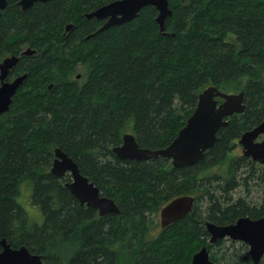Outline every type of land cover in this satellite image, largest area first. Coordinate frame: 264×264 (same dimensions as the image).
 I'll return each instance as SVG.
<instances>
[{
    "label": "trees",
    "instance_id": "trees-1",
    "mask_svg": "<svg viewBox=\"0 0 264 264\" xmlns=\"http://www.w3.org/2000/svg\"><path fill=\"white\" fill-rule=\"evenodd\" d=\"M169 4L162 34L150 6L98 32L84 17L97 6L92 0H53L25 11L8 0L0 62L28 48L35 54L11 70L8 80L27 78L0 116V240L25 246L43 264H191L203 246L212 264H252L243 243L209 244L205 222L264 217V165L242 156L237 144L264 119V0ZM210 86L243 91L245 111L219 129L202 161L175 169L163 158L113 155L126 133L140 148H166ZM56 148L115 202L117 215L100 217L80 205L64 187L69 175L50 173ZM251 183L261 188L257 201L237 195H250ZM23 184L41 225L18 202ZM185 195L194 198L191 212L155 231L161 208Z\"/></svg>",
    "mask_w": 264,
    "mask_h": 264
},
{
    "label": "water",
    "instance_id": "water-1",
    "mask_svg": "<svg viewBox=\"0 0 264 264\" xmlns=\"http://www.w3.org/2000/svg\"><path fill=\"white\" fill-rule=\"evenodd\" d=\"M48 1L52 0H22L20 5L22 10H25L33 3ZM6 4L7 0H0V15ZM147 6L156 10L155 23L159 32L164 34V22L172 15L169 0L116 1L100 7L87 17L108 19L98 30L100 32L132 21ZM70 27V25L67 26L65 31L67 32ZM33 54L35 51L28 48L19 56H8L0 62V116L9 110L12 98L27 78V75L23 74L8 80L11 70L20 57ZM79 78L78 75L77 79ZM244 111L243 91L225 93L210 86L199 94L195 109L166 148L160 150L140 148L134 135L126 133L122 136L121 144L112 149V153L121 161H148L163 158L169 160L175 169L192 166L202 161L205 152L214 146L217 141V132L228 125L229 118L242 114ZM237 144L241 148L242 156L249 158L253 163L264 165V119L255 128L244 132ZM50 173L58 178L69 175V182L64 184L65 189L80 205L96 210L100 217L119 213L115 202L102 196L98 188L80 173L77 164L59 148L54 150ZM193 203L194 198L186 195L175 197L167 202L159 211L160 229L167 228L189 214ZM205 229L209 236V244H215L224 239L240 242L248 247V256L252 264H260L264 258V217L259 219L241 217L230 225H216L206 221ZM0 247V264H43L41 256L32 254L25 246L12 248L6 240L1 239ZM191 264H212L206 246L201 247L192 256Z\"/></svg>",
    "mask_w": 264,
    "mask_h": 264
},
{
    "label": "rangeland",
    "instance_id": "rangeland-1",
    "mask_svg": "<svg viewBox=\"0 0 264 264\" xmlns=\"http://www.w3.org/2000/svg\"><path fill=\"white\" fill-rule=\"evenodd\" d=\"M229 41L233 42V37H229ZM239 152L241 153V149H239ZM237 195H240L252 201H257L259 200V197L261 195V188L253 184L251 186L250 195H248L244 189L238 190ZM30 201H31V188L26 184H23L20 188V197L18 198V202L27 213L29 221L37 225H41L43 222V216L40 210L34 205H32ZM154 222L158 225L157 228H155V231H157L160 229L159 214H157V216L155 217Z\"/></svg>",
    "mask_w": 264,
    "mask_h": 264
},
{
    "label": "flooded vegetation",
    "instance_id": "flooded-vegetation-1",
    "mask_svg": "<svg viewBox=\"0 0 264 264\" xmlns=\"http://www.w3.org/2000/svg\"><path fill=\"white\" fill-rule=\"evenodd\" d=\"M15 4V6H17L19 8L20 11H25V10H28L30 8H32L33 6L35 5H38V4H44L42 2H36V3H33V5L31 7H29L28 9H25V10H22V6L20 5L21 1L22 0H12ZM53 1V0H52ZM79 1H88V0H79ZM94 1V3H96V7L94 9H92L91 11H89V13L85 14L84 17L86 19H93L94 21H96L100 26H99V29L104 25V23L108 20L107 18H104V19H96L94 17H91V18H88L87 15H89L90 13L96 11L97 9H99L100 7L102 6H105V5H108L110 3H113V2H116V1H122V0H92ZM7 3H8V0H7ZM7 6V4H6ZM148 7V6H147ZM151 7V6H150ZM6 8V7H5ZM144 9V8H143ZM4 10L1 11V13L3 12ZM1 16V15H0Z\"/></svg>",
    "mask_w": 264,
    "mask_h": 264
}]
</instances>
